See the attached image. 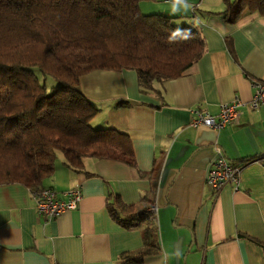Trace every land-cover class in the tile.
<instances>
[{"label":"crops","instance_id":"crops-1","mask_svg":"<svg viewBox=\"0 0 264 264\" xmlns=\"http://www.w3.org/2000/svg\"><path fill=\"white\" fill-rule=\"evenodd\" d=\"M159 2H142L141 12L188 17L177 23L199 30L203 56L144 92L135 70L81 78L99 110L91 125L127 135L135 165L88 157L76 172L59 152L43 188H80L83 199L52 221L39 215L29 188L0 185V264H125L123 254L143 250L146 225L121 227L109 212L117 196L134 212L157 209L161 252L144 264H264V107L245 109L219 132L190 126L194 109L217 115L235 97L250 102L253 84H264V16L206 14L227 11L223 0H165L167 12L155 10ZM216 144L242 166L238 184L218 194L207 184Z\"/></svg>","mask_w":264,"mask_h":264},{"label":"trees","instance_id":"trees-1","mask_svg":"<svg viewBox=\"0 0 264 264\" xmlns=\"http://www.w3.org/2000/svg\"><path fill=\"white\" fill-rule=\"evenodd\" d=\"M152 1L0 0V185L41 190L59 152L76 172L88 157L135 165L127 135L91 125L99 110L80 80L97 70H135L144 92L182 77L201 59L199 30L177 23L188 17L143 14L141 3ZM223 1L227 11L206 14L230 13L231 22L245 11L264 16V0ZM109 212L125 229L146 225L143 250L123 254L125 264H144L161 252L151 209L134 212L117 196Z\"/></svg>","mask_w":264,"mask_h":264},{"label":"built area","instance_id":"built-area-1","mask_svg":"<svg viewBox=\"0 0 264 264\" xmlns=\"http://www.w3.org/2000/svg\"><path fill=\"white\" fill-rule=\"evenodd\" d=\"M253 89L254 93L250 102L246 103L239 97H235L233 101L220 105L217 115L194 109L190 126L194 129L205 127L219 132L228 125L237 123L245 109L256 111L264 107V84L255 82ZM214 149L215 158L209 166L207 184L218 194L225 187L238 184L242 166L231 162L217 144ZM33 197L36 209L45 221H52L67 211L78 209L83 199L80 188H73L61 194L52 188H42L33 192ZM152 211L157 213L156 208Z\"/></svg>","mask_w":264,"mask_h":264},{"label":"rangeland","instance_id":"rangeland-1","mask_svg":"<svg viewBox=\"0 0 264 264\" xmlns=\"http://www.w3.org/2000/svg\"><path fill=\"white\" fill-rule=\"evenodd\" d=\"M152 2H154V1H152ZM155 3H157V2H155ZM157 5L158 6L156 7L155 10L164 11V12H167L168 9H169V7H170L169 3L165 2V0H160V2ZM172 5H173V7H175L174 4H172ZM175 8H178V7H175ZM54 84H55L54 81L52 79H49V81H48V87L51 88ZM57 156H58V154H57Z\"/></svg>","mask_w":264,"mask_h":264}]
</instances>
